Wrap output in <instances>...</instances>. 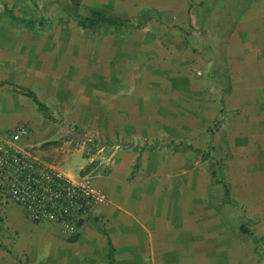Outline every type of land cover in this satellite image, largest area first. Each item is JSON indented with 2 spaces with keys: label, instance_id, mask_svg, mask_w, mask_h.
<instances>
[{
  "label": "crops",
  "instance_id": "0c3cea01",
  "mask_svg": "<svg viewBox=\"0 0 264 264\" xmlns=\"http://www.w3.org/2000/svg\"><path fill=\"white\" fill-rule=\"evenodd\" d=\"M6 9L43 26L0 16V132L29 126L36 157L105 202L74 234L10 206L0 264H264V0ZM92 12L127 25L80 27ZM73 128L127 146L106 159Z\"/></svg>",
  "mask_w": 264,
  "mask_h": 264
},
{
  "label": "built area",
  "instance_id": "2783aa9c",
  "mask_svg": "<svg viewBox=\"0 0 264 264\" xmlns=\"http://www.w3.org/2000/svg\"><path fill=\"white\" fill-rule=\"evenodd\" d=\"M31 139L26 125L0 132L3 195L33 223H55L74 234L105 198L90 179L72 181L40 161Z\"/></svg>",
  "mask_w": 264,
  "mask_h": 264
},
{
  "label": "rangeland",
  "instance_id": "374dc122",
  "mask_svg": "<svg viewBox=\"0 0 264 264\" xmlns=\"http://www.w3.org/2000/svg\"><path fill=\"white\" fill-rule=\"evenodd\" d=\"M38 11L40 12V10L31 9L30 11H26V13L27 15H35V14L37 15ZM20 12L18 11V13ZM58 124H62V122H58ZM73 129H75V131L80 134L76 138H75L76 135H74V139H72L76 144H82V145L85 144L89 146L94 152H97L98 150L104 148L106 153L105 157L107 156L106 159L113 156V149H112L113 145L115 146L119 145L121 147L127 146L126 143L112 142L110 139L102 138V137H95V136L90 137L88 135H85L84 133H81V131L76 128ZM12 205L16 206V204L9 201L0 190V246L4 245L5 241L7 244L12 245L16 240V234L11 232L10 228L6 226V222H5L6 210Z\"/></svg>",
  "mask_w": 264,
  "mask_h": 264
},
{
  "label": "trees",
  "instance_id": "16d2710c",
  "mask_svg": "<svg viewBox=\"0 0 264 264\" xmlns=\"http://www.w3.org/2000/svg\"><path fill=\"white\" fill-rule=\"evenodd\" d=\"M0 16H9L12 19V21L16 23H22L30 29H35L38 26V24L40 27L43 26L42 25L43 23L41 22L40 23L34 22V21L27 22L24 20H20L14 15L12 11L8 9H6L2 14H0ZM77 22H78V25L82 28H97L99 25H109V26H115L116 28L119 29L127 25L126 22L121 19H114L111 17H107L106 15L99 13V12H92L90 18L85 19V20L77 19ZM26 95L33 99V101L37 104L38 109L45 115L46 118L52 119L49 109L42 102H40V100L37 98V96L33 92L26 91ZM2 189H3L2 186H0L1 192H2Z\"/></svg>",
  "mask_w": 264,
  "mask_h": 264
}]
</instances>
